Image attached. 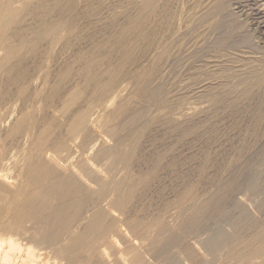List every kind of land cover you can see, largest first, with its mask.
<instances>
[{"label": "bare ground", "instance_id": "obj_1", "mask_svg": "<svg viewBox=\"0 0 264 264\" xmlns=\"http://www.w3.org/2000/svg\"><path fill=\"white\" fill-rule=\"evenodd\" d=\"M221 1L195 0L190 7L191 11L189 10L191 26L186 25L190 29L189 32L174 42L171 41L169 45L168 41H164L160 46L163 49L156 45L157 48L153 49L157 50L156 53L153 52V56L150 54L152 59L149 63L146 59L145 64L144 61H139L140 47L146 43L151 45L157 37L152 38L148 36L149 34L142 36L151 25V18L160 6L161 0H144L142 7L129 16L125 24L118 27L113 39L126 50L124 59L119 62V57L116 61L118 63H111V57L109 58L111 49L106 50L109 54L105 52L103 56L93 53L94 55L87 56L85 61L84 56V63L79 68L82 79L80 77L81 81L76 83L72 79L73 72L70 66L58 72V75L53 74L49 68L54 55L52 52L71 29L74 20L71 16L82 0H0V264H55L56 261L57 264H66L67 261L77 262L80 255L81 260L83 259L81 264H264V188L255 193V198L249 199L243 205L240 204L239 207L236 206L239 209L233 211L238 214L236 218L226 221L227 223H224L225 220L222 222L227 224L230 230H225L221 225L203 237H192L191 240L188 239L189 241L185 237L200 222H205L203 219L210 208L224 198V195L227 196L228 188L238 179L244 165L241 163L242 160L232 168L223 183L202 201L201 196L196 197V187H189L181 194L179 203L184 199L193 200L188 206V209H192L190 216L185 217L180 224L184 234L169 233L170 223L163 222L160 232L157 231L163 240L160 241L161 245L155 255L151 254V247L145 246L151 239L148 232L154 230V228L149 230L151 220L144 215L136 214L134 208V200L137 198L135 196L140 190L143 192L146 178L132 171L133 156L139 141L136 137V140H130L138 131L136 124L139 120L144 119L146 124L148 123L152 113L149 109L153 108V105H149L151 107L148 109L143 102L138 103L135 96L147 95L151 89L156 92L158 100L173 79L175 71V69L172 71L173 67H180L181 71H184L188 65H194L195 68L200 66L189 62L187 55L193 46L207 38L206 30L213 26L214 11ZM169 15L166 13L164 17L168 19ZM197 23L203 24L206 29L194 33V25ZM121 48L118 49L119 52L122 51ZM148 51H151V48ZM112 52L113 50L111 54ZM133 64L136 65L132 70L135 72L130 77L133 83L129 93L124 96V91L130 86L122 77L127 71L126 66ZM201 67L198 70L203 69ZM176 74L180 76V73ZM160 75L165 76L164 80H160ZM89 81L92 82L91 85H87ZM212 82L208 85L211 86ZM207 89L208 95L216 96V86L212 85ZM251 91L252 85L234 86L226 95L227 101L230 105L236 106L245 102ZM122 94L124 97H121ZM21 97L24 106L16 114L19 108L15 110L13 104ZM176 106L175 111L178 108ZM263 119L264 117L261 118L259 126ZM257 134H254L256 139ZM32 138L35 142L32 147L31 143L29 146L31 150L29 157L27 156L26 169L24 168L26 172H23L24 175L20 172L17 174V177L24 178V181L21 179L22 183L17 184L16 178L11 177L10 163L20 150L28 146ZM256 139L246 143L241 148V153L237 152L238 155L243 154L244 158L246 152L255 148ZM7 141L12 142L10 155V151L6 153L4 149L7 147ZM200 174L202 175L201 172ZM239 194L235 195L238 196L235 198L240 202L245 201L244 195L241 194V197ZM155 197L156 195L154 199ZM251 209L261 214L260 220L251 216L254 212H251ZM216 213H219V210ZM175 220L174 222H177ZM161 223L158 224L161 226ZM204 229L208 231L207 226ZM195 231L193 230V233ZM203 232L205 234V230ZM155 240L159 242L160 238ZM173 247L179 248L177 252L176 248L174 252L172 251ZM154 259H158L159 262L155 263Z\"/></svg>", "mask_w": 264, "mask_h": 264}, {"label": "rangeland", "instance_id": "obj_2", "mask_svg": "<svg viewBox=\"0 0 264 264\" xmlns=\"http://www.w3.org/2000/svg\"><path fill=\"white\" fill-rule=\"evenodd\" d=\"M85 1L82 0V2H79L80 5L78 4L77 5L78 7L76 6L75 8L76 10L73 11L74 12L72 14L73 16H71V19L72 20L74 19L72 22L73 25L71 29L65 34L63 40L56 46L57 47L55 48L56 50L55 49L53 50L52 53L54 55L51 54V57L53 55V59L50 58L52 60L50 61L52 64L50 63L51 66L49 70L52 71L53 74L58 75V72L60 73L66 67L70 66L73 72L72 79L76 83L78 81L80 82L82 79L80 72L81 69L79 68H81L82 66L80 65H83L84 63L83 62L84 56H85L84 59L85 61L86 58L93 56L95 53L96 55L103 56L106 50L111 49L113 50V52L115 51L114 52L115 55H114L113 52L111 54V50H110L109 58L111 57L112 60L111 63L113 62L118 63L116 61L119 60V57H120L119 62L124 59V56H126L125 54L127 53L126 50L125 49L123 50V46H121L120 43L118 44V42H116L113 39L116 36L117 33L116 31L118 27L122 24H125L129 16L135 14V12H137V10H139L142 7V3L144 2V0H89V1L87 0L86 2L88 3H86ZM194 1L195 0H185V1L161 0L160 6L158 7V9L151 18L150 24L152 26L149 24L150 25V26L148 25L149 28L147 27L145 30V35L142 36L144 37L149 34L148 36H151L152 38L157 37L156 38L157 40L156 39L155 41L153 40L154 42H152L151 45H148L150 43H146L144 44L145 46L142 45L140 47L141 48L140 57H139L140 62L144 61L145 64L146 61L147 63L150 62V60L152 59L151 56H153L157 51V50L155 51L153 50L154 48H157L156 45L158 46V48L163 49L160 46L164 41H168L167 43L169 45L171 41L174 42V40L184 35V33L189 32L190 29L188 28V26L189 25L191 26V23L189 21L190 11H191L190 7H192L191 5H193ZM185 2H187V4ZM159 8L161 9L159 10ZM166 13L170 14L168 19L165 18ZM185 13L186 15L189 14V16L187 17ZM214 13H215L214 24L210 29L206 30V32L207 31L208 32L205 34V37L207 38L204 39V41H202L200 44L193 46L187 55L189 62L194 63L197 66L200 65L202 66L201 68L203 69L198 70L200 66L195 68L193 67L194 65H188L184 71L183 70L181 71L182 68L175 66V68L173 67L172 69V71L175 69L172 77L173 79L175 78L176 80L172 79L173 83L171 82L172 80L170 81L171 83L170 82L168 83L167 85L168 87L166 89L167 93L165 91L163 94H161L160 96L162 97L159 96L160 99L157 100L156 92L151 90L150 88H149L150 91L149 92L147 91L148 92L147 95L142 94L137 97L135 96V100L136 101L138 100L137 101L138 103L143 102L142 104L148 106L147 107L148 109L151 107V106L149 107V105H153L152 106L153 108L152 109L150 108L149 110L154 114V116L151 113L152 117L151 116L149 117L151 120L149 119L147 124L144 121V119L141 120L144 124L139 120V122L137 123L138 125L136 124V128L138 127L137 128L138 131H136L137 133L134 134L135 135L133 136L134 138L132 137L130 141L136 140L135 139L136 137L137 140L140 142V143L138 142V145L135 148L136 151L134 152L135 154L133 156V163L131 165L132 171H134L135 173L138 172L136 174L146 178V183L142 190L143 192H141L140 190L138 194L135 196L137 198L134 200V205L136 206V207L134 206V208H135V212H137L136 214H138L139 216L144 215L150 218L151 220L149 230H153L152 228H154V230L148 232L151 235L150 237L151 239L145 246L147 248L151 247L152 249L150 248V252L151 254L154 255L159 250V247L161 245L160 243L163 240L162 239L163 237L162 235L159 234V232L165 221L167 224L170 223L169 226L171 231H169V233L170 232L178 233L180 235L184 234V233L182 234V231L180 229V224L185 219V217L190 216L192 209H188V206L192 204L193 200L190 198V199L182 200V203L179 202H181L180 199L181 194L187 188L192 186L196 187L197 189L196 197L201 196V201H202L203 199L211 195L213 191H215L223 183V181L227 178V176H229L232 168H234L238 164V162L242 160L241 163L244 164L241 167L238 179L230 186V188H228L226 193L227 196L224 195L223 196L224 198H222L217 203L218 205L216 204L215 206L212 207V209L211 208L209 209L210 211L208 210V212L206 213L203 219L205 220V222L204 221L200 222L198 226L193 228L194 231L196 230L194 233L192 230L191 232L192 234L189 233V235L187 234L185 236L187 238V241H189L188 240L189 238L191 240L192 237H199V236L203 237L209 234L210 232L212 233L214 232L213 228L218 229L219 227H221V225L222 228H224L225 230L227 231L230 230V227L224 223H227L226 221H231L232 218L234 219V217L236 218V215L238 214L237 212H233V211H237L238 209L237 207H239L240 204L243 205L244 203L248 202L249 199L255 198L256 197L255 193L259 191L261 188H264V156H263L264 151H262L264 149V125H263L264 121H262L263 123L259 126V122L261 118L264 117V85H263L264 84L263 82L264 81L263 78L264 77V0H222L219 3V6L216 7ZM159 19L161 20L157 21ZM156 21L158 23H156ZM199 25L203 26V24L201 23H197L194 25V29H193L195 31L194 33L203 32L206 29V27L203 26L201 28ZM150 28L152 29L155 28V30L153 29L154 32ZM153 34L155 36H153ZM137 41H141V40H137ZM119 46L122 47L121 48L122 51L120 50V52L118 50L120 48ZM126 48H128V46H126ZM150 48L151 51H148ZM142 50H143V54H142ZM106 53H108V51ZM146 53L148 54L146 55ZM150 54L152 55L149 56ZM144 56H146V58ZM148 56L149 58L150 57L151 58L149 59ZM193 57L195 58L193 59ZM135 64L127 65L125 68V71L126 70L127 71L124 72L122 79L123 81L128 82V86L130 87H127V91L126 90L124 91L123 93L124 96L127 95L131 89L133 79H130V77L132 73L135 72L132 71L134 70L133 67L136 66ZM253 68L255 70H253ZM77 71L79 72L80 75L78 74ZM177 72L180 73V76L179 74H176ZM126 73L128 77L125 76ZM174 74H176V76L178 77L174 76ZM159 77L161 81L164 80L165 78L164 75H160ZM212 81L214 82L215 85L213 84ZM210 82H212L211 86L213 85L217 87L216 96L208 95L209 89L207 88L211 87L210 85H208L210 84ZM91 83L92 82L89 81L87 82V85L88 84L91 85ZM226 83L227 84L229 83L228 85L230 86L228 87ZM81 84L83 83H80L79 85ZM169 84H171L170 85L171 87L169 86ZM207 85L209 87H207ZM247 85H252V91L250 97L247 100H245V102H242L236 106L230 105L226 98L228 91L231 90L234 86L243 87ZM205 89H207V91ZM123 94L121 97H124ZM224 98H226V100ZM171 99L174 100L172 101ZM21 100L22 97L19 98L13 104L15 106V110L19 108V110L17 109L16 114H18L20 110L23 109L24 104L22 105L23 101ZM170 102H173L171 103L172 107L174 106L173 108L171 107ZM153 103L156 104L158 103V104L156 105ZM175 105H177L176 107H178L176 108V111L174 109ZM183 107L185 108L183 109ZM151 110H155V111H151ZM180 110H182V112ZM178 111H180L179 114ZM185 113H187L188 115ZM168 116L171 117L167 118ZM164 118L168 119L169 121L168 122L167 120L165 121ZM186 120L188 122H186ZM186 124L188 125L184 126ZM179 125L180 126L183 125V126L180 127ZM259 128L263 130H260ZM255 133L257 134L258 139H256L254 135ZM32 139H31L32 141L28 142L27 144L28 146L20 150L14 156L12 162L10 163V168L12 169L11 177L16 178L17 184H21L24 181L23 180L24 178L17 177V174H19L20 172L22 175H24L25 173L23 172H26L25 169L27 166V161L31 150L30 147H32L33 143L35 142V139L34 138ZM253 139H256L257 141H256V145L254 146L255 148L251 150L252 152L251 151L246 152V155L244 154V158H243V154L238 155V153L241 151V148L246 143L251 142ZM7 142H8L6 145L7 147L4 148L6 153L8 152V150L10 151V149L12 151L11 148L12 142L10 141ZM11 151L9 152V155L12 153ZM137 155L139 156L138 158ZM248 161L250 162V164H248L249 163ZM138 166L141 167L139 168ZM142 170L144 172H142ZM200 172L202 173V175L200 174ZM148 176L150 177L147 178ZM247 184L249 186H247ZM244 187L245 190L247 189L246 191L244 190ZM210 188L211 190H208ZM253 188H255L256 190ZM144 190L147 191L144 192ZM178 191H180L181 193H179ZM242 191L245 193H243ZM157 192L159 195L155 194ZM164 194L166 195L165 197ZM238 194L241 197H242L241 194H243L245 197L244 198L245 201L240 202L239 199L237 200L238 196L235 195ZM155 195L156 197L154 199ZM158 199L159 201L161 200L160 201L161 203L156 201ZM136 200L138 202H136ZM233 201L234 203H231ZM149 203L150 205H148ZM151 205H153V207ZM242 205L240 207H242ZM224 206L225 207L227 206L226 209ZM246 206H248V204ZM215 207L217 208V210ZM153 209L155 210V212H153ZM222 209H225V211ZM218 210L219 213H216ZM223 211L224 212L227 211V212L224 213ZM229 211H231L230 214L228 213ZM252 211L254 210L251 209V212ZM159 212L162 213L160 214ZM210 212L213 214H209ZM232 212H233V216H232ZM179 213L180 215H178ZM220 213H223L225 218H227V220L223 218L224 217L223 214ZM226 214L228 215L226 216ZM155 215L158 218L154 217ZM219 215L221 217H219ZM230 215L231 217H229ZM260 215L261 214H258V212L256 211L251 213V216H255L254 217L255 219L259 218L258 220L261 219ZM165 216L167 220H165ZM172 216L173 217L175 216L177 222H174L175 218H173ZM208 217L209 219L207 220ZM214 221L217 222V224H215ZM223 221L224 223H222ZM157 222L158 223L162 222L161 226ZM219 222L222 224H220ZM202 224L203 226L201 227L200 225ZM206 226L207 229L210 227L211 230H209L210 229L209 228L208 231H206V229H204V227ZM197 227L200 229L198 230ZM173 228L174 229L176 228L175 229L176 231ZM172 230L175 232H173ZM203 230H205V234L204 232L202 233ZM198 232L201 233L199 234ZM158 238H160L159 242L155 240ZM124 242L125 241L123 239V246H124ZM175 248H176L175 252H177L179 248L178 249L177 247ZM175 248L174 247L172 248L173 252ZM79 260H78L79 262L78 261L77 262L81 264V261L83 260V259L81 260V255ZM77 262L74 263L77 264ZM154 262L157 263L159 261L158 259H154ZM54 263L57 264L58 261ZM68 263L74 264L72 261H67L66 264Z\"/></svg>", "mask_w": 264, "mask_h": 264}]
</instances>
